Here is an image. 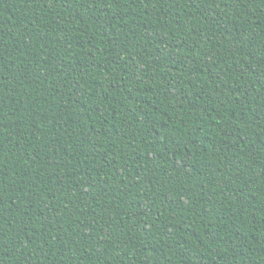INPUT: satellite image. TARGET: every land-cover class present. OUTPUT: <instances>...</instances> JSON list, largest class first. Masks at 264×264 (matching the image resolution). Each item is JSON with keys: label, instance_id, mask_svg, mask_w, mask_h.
Listing matches in <instances>:
<instances>
[{"label": "trees", "instance_id": "1", "mask_svg": "<svg viewBox=\"0 0 264 264\" xmlns=\"http://www.w3.org/2000/svg\"><path fill=\"white\" fill-rule=\"evenodd\" d=\"M0 264H264V0H0Z\"/></svg>", "mask_w": 264, "mask_h": 264}]
</instances>
